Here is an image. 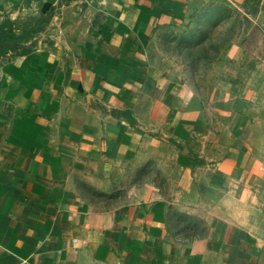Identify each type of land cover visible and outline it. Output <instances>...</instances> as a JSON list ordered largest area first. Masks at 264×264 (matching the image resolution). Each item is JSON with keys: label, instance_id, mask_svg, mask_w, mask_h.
Wrapping results in <instances>:
<instances>
[{"label": "crops", "instance_id": "crops-1", "mask_svg": "<svg viewBox=\"0 0 264 264\" xmlns=\"http://www.w3.org/2000/svg\"><path fill=\"white\" fill-rule=\"evenodd\" d=\"M199 1L0 0L35 31L0 51V264H264V118H209Z\"/></svg>", "mask_w": 264, "mask_h": 264}, {"label": "rangeland", "instance_id": "rangeland-1", "mask_svg": "<svg viewBox=\"0 0 264 264\" xmlns=\"http://www.w3.org/2000/svg\"><path fill=\"white\" fill-rule=\"evenodd\" d=\"M185 18L178 47L196 66V87L211 112L209 118L217 127L247 129L245 133L258 138L257 120L264 118V0L249 6L200 0ZM34 32L22 25L0 28V51L32 50Z\"/></svg>", "mask_w": 264, "mask_h": 264}]
</instances>
